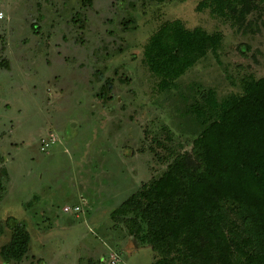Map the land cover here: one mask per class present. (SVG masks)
<instances>
[{
	"label": "rangeland",
	"instance_id": "1",
	"mask_svg": "<svg viewBox=\"0 0 264 264\" xmlns=\"http://www.w3.org/2000/svg\"><path fill=\"white\" fill-rule=\"evenodd\" d=\"M200 1L0 0V222L14 216L31 233L14 264L155 260L111 212L192 149L202 92L222 100L264 77V0L244 20ZM175 19L223 39L161 92L143 46ZM9 238L6 228L0 245Z\"/></svg>",
	"mask_w": 264,
	"mask_h": 264
},
{
	"label": "trees",
	"instance_id": "2",
	"mask_svg": "<svg viewBox=\"0 0 264 264\" xmlns=\"http://www.w3.org/2000/svg\"><path fill=\"white\" fill-rule=\"evenodd\" d=\"M254 6L253 0H201L197 10L244 20ZM222 39L221 32L189 28L181 19L166 21L144 44L142 62L157 89L169 91ZM109 83L101 86L102 98ZM201 95L205 103L192 109L202 123L192 149L110 217L153 249L151 264H264V77L244 79L240 92L222 100L211 90ZM3 189L0 178V197ZM6 228L10 238L0 245V259L14 264L28 254L31 233L14 216L0 222V239Z\"/></svg>",
	"mask_w": 264,
	"mask_h": 264
},
{
	"label": "built area",
	"instance_id": "3",
	"mask_svg": "<svg viewBox=\"0 0 264 264\" xmlns=\"http://www.w3.org/2000/svg\"><path fill=\"white\" fill-rule=\"evenodd\" d=\"M78 209H79V207L77 206V207H76V210H78ZM65 210L68 211V210H70V208H69V207H65ZM114 263H115V261H114Z\"/></svg>",
	"mask_w": 264,
	"mask_h": 264
}]
</instances>
